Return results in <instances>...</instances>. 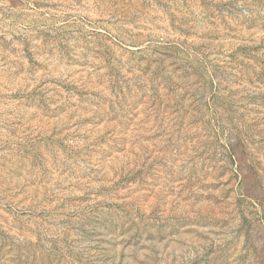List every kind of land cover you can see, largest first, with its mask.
<instances>
[{"label":"rangeland","instance_id":"obj_1","mask_svg":"<svg viewBox=\"0 0 264 264\" xmlns=\"http://www.w3.org/2000/svg\"><path fill=\"white\" fill-rule=\"evenodd\" d=\"M0 264H264V0H0Z\"/></svg>","mask_w":264,"mask_h":264}]
</instances>
